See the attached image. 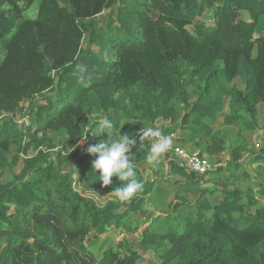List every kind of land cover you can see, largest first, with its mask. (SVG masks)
<instances>
[{"label":"trees","instance_id":"obj_1","mask_svg":"<svg viewBox=\"0 0 264 264\" xmlns=\"http://www.w3.org/2000/svg\"><path fill=\"white\" fill-rule=\"evenodd\" d=\"M260 110L264 0H0V264H264ZM105 117L137 141L130 201L86 151ZM237 124L257 142L231 143ZM148 127L172 140L155 167ZM109 228L123 237L103 249Z\"/></svg>","mask_w":264,"mask_h":264},{"label":"clouds","instance_id":"obj_2","mask_svg":"<svg viewBox=\"0 0 264 264\" xmlns=\"http://www.w3.org/2000/svg\"><path fill=\"white\" fill-rule=\"evenodd\" d=\"M78 67L82 70L86 69L84 65H78ZM77 79L82 83L85 76H78ZM131 123H136V121ZM89 129L92 130L91 134L94 136L107 133L106 141L89 145L86 149L88 154L96 157L92 161L94 174L98 170V176L95 175L96 179H99L102 186H109L113 183L111 178L115 176L120 182V186L113 188L111 192L120 201H130L135 194L142 192L144 188V182L137 178L134 164L130 159L132 148L137 141L126 134L115 135V126L107 117L100 120L94 128L90 127ZM145 139L154 140L146 158L148 163L155 167L159 164L162 156L171 148L172 140L169 136L164 135L159 128L153 127L145 128L143 131L140 129L139 140L143 142Z\"/></svg>","mask_w":264,"mask_h":264},{"label":"rangeland","instance_id":"obj_3","mask_svg":"<svg viewBox=\"0 0 264 264\" xmlns=\"http://www.w3.org/2000/svg\"><path fill=\"white\" fill-rule=\"evenodd\" d=\"M108 12H106L105 14H107ZM258 119L260 124L262 123L263 119H264V110H260L259 115H258ZM218 126L221 124H223V118H220L218 121ZM260 124L258 125V129L253 131V130H248L245 129V127H243L242 125H233L232 127V133H231V137H230V141L231 143L234 144H241V143H247L248 146L250 145L249 142L253 143V142H257V138L259 135V131H261L260 128ZM185 151L187 152H197V150H195L194 148L190 147H182ZM208 159V161L210 162V157H206ZM173 191L174 189H171L169 191H167L163 196H162V202H169L171 200H173ZM90 196L94 197L98 202H104L107 199L110 198V196H106V197H101L99 194L97 193H89ZM148 208H154V206L152 205V203H148L146 205ZM123 237V235L121 233H119L118 230H115L114 228H109L107 233L103 234L102 236L99 237V239L97 240V245H103V249L108 248L109 246H111L113 243L117 242L118 240H120ZM131 238V242L133 245L136 246L137 242V234L133 235L130 237ZM101 239L105 240V243H102ZM143 260L141 262V264H152L153 262H155L157 259L155 257V255L151 252H147V253H143Z\"/></svg>","mask_w":264,"mask_h":264},{"label":"built area","instance_id":"obj_4","mask_svg":"<svg viewBox=\"0 0 264 264\" xmlns=\"http://www.w3.org/2000/svg\"><path fill=\"white\" fill-rule=\"evenodd\" d=\"M177 156L185 162V164L198 174H203L209 168V162L206 158L199 156L198 153H187L183 149L176 147L174 149Z\"/></svg>","mask_w":264,"mask_h":264}]
</instances>
